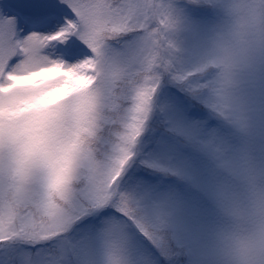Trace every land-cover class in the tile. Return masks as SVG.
<instances>
[{"label": "snow or ice", "instance_id": "snow-or-ice-1", "mask_svg": "<svg viewBox=\"0 0 264 264\" xmlns=\"http://www.w3.org/2000/svg\"><path fill=\"white\" fill-rule=\"evenodd\" d=\"M222 0H0V264H143L146 184L217 152L192 53Z\"/></svg>", "mask_w": 264, "mask_h": 264}, {"label": "rangeland", "instance_id": "rangeland-1", "mask_svg": "<svg viewBox=\"0 0 264 264\" xmlns=\"http://www.w3.org/2000/svg\"><path fill=\"white\" fill-rule=\"evenodd\" d=\"M206 32L210 22L196 18ZM232 118L215 125L217 152L194 153L188 162L173 165L178 179L191 187H181L162 171L152 173L146 184V207L158 239L137 241L143 264H220L216 239L223 222L220 193L240 186V173L248 165L264 169V63L249 68L241 77L232 101ZM158 247V249L156 248ZM158 251H156V249ZM182 250L187 253L184 258Z\"/></svg>", "mask_w": 264, "mask_h": 264}, {"label": "clouds", "instance_id": "clouds-1", "mask_svg": "<svg viewBox=\"0 0 264 264\" xmlns=\"http://www.w3.org/2000/svg\"><path fill=\"white\" fill-rule=\"evenodd\" d=\"M199 68L227 101L246 71L264 63V0H222L220 16L194 53ZM223 222L217 232L220 264H264V169L248 165L240 186L220 193Z\"/></svg>", "mask_w": 264, "mask_h": 264}, {"label": "trees", "instance_id": "trees-1", "mask_svg": "<svg viewBox=\"0 0 264 264\" xmlns=\"http://www.w3.org/2000/svg\"><path fill=\"white\" fill-rule=\"evenodd\" d=\"M163 173V172H162ZM165 176L167 175V177L168 178H173L177 183H178V185H180L181 187H183L184 188V186L185 187H191V184H189V183H187V182H185L184 181V179H178L177 177H175L173 174H170V173H163ZM157 249H158V247H156ZM155 248V249H156ZM156 249V251H158ZM181 256H183L185 259L186 258H188L187 257V253L185 252V251H183L182 250V255ZM178 262V264H185V261H184V259L183 258H180L179 260H177ZM161 264H170V262H168L167 261V259H165V258H162V260H161Z\"/></svg>", "mask_w": 264, "mask_h": 264}]
</instances>
